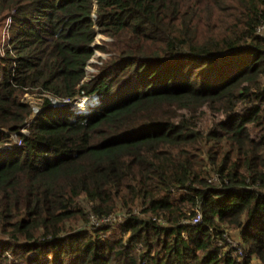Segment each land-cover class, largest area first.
I'll return each instance as SVG.
<instances>
[{"label": "trees", "instance_id": "1", "mask_svg": "<svg viewBox=\"0 0 264 264\" xmlns=\"http://www.w3.org/2000/svg\"><path fill=\"white\" fill-rule=\"evenodd\" d=\"M4 22L0 264H264V0H0ZM96 31L114 56L86 81ZM77 95L98 105L51 104Z\"/></svg>", "mask_w": 264, "mask_h": 264}, {"label": "rangeland", "instance_id": "2", "mask_svg": "<svg viewBox=\"0 0 264 264\" xmlns=\"http://www.w3.org/2000/svg\"><path fill=\"white\" fill-rule=\"evenodd\" d=\"M92 18H94V16H92ZM7 27H8L7 22L0 24V54L1 55H3L4 45L7 39ZM261 31H262L261 34H264V27ZM113 42H114V39H112L111 37L103 35L96 31L94 41L90 45L92 49V54L90 58L88 59L87 64L84 67L86 81L99 75L101 73V70L104 67H106L110 63V61L113 59L114 55H113L112 45H111ZM100 47L101 48L103 47L104 49L112 51V52H106V51L100 50ZM75 98H77L76 102H79L82 96L77 95ZM24 100H25L24 102L28 101L32 107L31 115L27 119V123H30L34 119V117L37 116L39 112L41 111L43 101L38 95V93L27 94ZM50 100H54V99H50ZM85 100L86 98L83 101ZM97 105L98 103L92 102L91 105L86 106V108L82 110L83 112H89L91 109H93V107ZM25 132H26L25 128H22L19 131V133H25ZM12 138L13 140L17 141V134H12ZM253 262H255V259H253Z\"/></svg>", "mask_w": 264, "mask_h": 264}, {"label": "built area", "instance_id": "3", "mask_svg": "<svg viewBox=\"0 0 264 264\" xmlns=\"http://www.w3.org/2000/svg\"><path fill=\"white\" fill-rule=\"evenodd\" d=\"M263 27H264V22H263V23L257 28V31H258L259 33H261V32H262L261 30L263 29ZM92 97H93L94 100H95L94 102H96V103L99 102L96 96H93V95H92ZM85 98H86V97H82V98H80L79 102H76V101H77V98H76L73 102L67 100V101H63V103L60 102V103H58V104H53V105H59V104H64V103L67 104V103H69V104H72V105H71V108H72V110H73L74 112H76V113H78V112H83L82 108H79V104L82 103L83 100H84ZM51 102H52V100H51ZM85 108H86V107H85ZM199 218H200V214L198 213L197 216H196V218L193 219L192 223H196V222L199 220Z\"/></svg>", "mask_w": 264, "mask_h": 264}, {"label": "bare ground", "instance_id": "4", "mask_svg": "<svg viewBox=\"0 0 264 264\" xmlns=\"http://www.w3.org/2000/svg\"><path fill=\"white\" fill-rule=\"evenodd\" d=\"M94 102V98L86 97V100L79 104V108L84 109L86 106L91 105V103Z\"/></svg>", "mask_w": 264, "mask_h": 264}, {"label": "water", "instance_id": "5", "mask_svg": "<svg viewBox=\"0 0 264 264\" xmlns=\"http://www.w3.org/2000/svg\"><path fill=\"white\" fill-rule=\"evenodd\" d=\"M58 103H60L59 100H52V103L51 104H58ZM62 103H63V101H62Z\"/></svg>", "mask_w": 264, "mask_h": 264}, {"label": "clouds", "instance_id": "6", "mask_svg": "<svg viewBox=\"0 0 264 264\" xmlns=\"http://www.w3.org/2000/svg\"><path fill=\"white\" fill-rule=\"evenodd\" d=\"M92 96V95H91ZM91 96H89V97H91ZM93 96H95V95H93ZM82 113H87V112H82Z\"/></svg>", "mask_w": 264, "mask_h": 264}]
</instances>
